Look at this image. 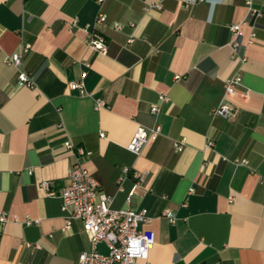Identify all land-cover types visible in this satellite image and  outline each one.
<instances>
[{
	"label": "crops",
	"instance_id": "obj_1",
	"mask_svg": "<svg viewBox=\"0 0 264 264\" xmlns=\"http://www.w3.org/2000/svg\"><path fill=\"white\" fill-rule=\"evenodd\" d=\"M246 1L0 0V264H76L91 249L82 222L40 187L63 184L67 141L90 151L83 166L112 210L149 215L145 264H264V0L253 15ZM237 23L243 62L229 46ZM92 32L105 53L87 47ZM24 45L20 67L5 63ZM235 74L242 86L225 97ZM80 80L84 94L70 87ZM220 103L235 115H213ZM155 125L139 155L127 151L137 127ZM133 172L144 173L136 187Z\"/></svg>",
	"mask_w": 264,
	"mask_h": 264
},
{
	"label": "built area",
	"instance_id": "obj_2",
	"mask_svg": "<svg viewBox=\"0 0 264 264\" xmlns=\"http://www.w3.org/2000/svg\"><path fill=\"white\" fill-rule=\"evenodd\" d=\"M103 0H98L101 3ZM248 11L251 15L255 13L252 8V0L246 1ZM105 15L102 12L97 13L95 24L103 23ZM75 24V20L71 21V26ZM241 23L229 25L231 40L229 46L231 48L232 58L240 62L244 58L240 56V48L242 47V35L240 31ZM114 29L119 28L118 23H113ZM255 34L251 32L248 43L254 41ZM132 40L130 39L129 42ZM87 47L99 53L106 52V41L96 32L89 33L86 40ZM28 45H24L21 50L11 54L5 58V63L20 67L22 64V55L27 51ZM84 73L80 76L84 77ZM175 79H179L175 75ZM19 84L28 88L35 86L34 81L23 70H19L17 74ZM242 86L241 77L237 74L227 78L224 82V96L234 95ZM72 89H79L84 94L83 84L79 82L70 85ZM248 96V91L243 92V97ZM165 97L159 95L158 101H163ZM104 103L96 100L95 109L103 107ZM157 105L150 107V112L156 113ZM213 115H221L223 117H233L234 111L226 104L220 103L213 111ZM160 133L159 125H155L150 129L137 127L132 138L126 146L128 152L133 155H139L143 146L149 140H155ZM100 136L103 134L100 133ZM65 148L71 151L74 156V162L67 170L64 182L60 187L53 188L51 181H42L41 189L50 197H57L61 201L63 210L69 211V218H77L82 222L83 229L88 236L91 249L83 251L76 264H145L148 250L153 244V236L150 232L141 231L139 224L150 223V217L146 211H135L130 208L120 210L111 209V199L99 190L95 179L84 168L82 159L91 155L90 151H86L82 147H74L71 142L67 141L63 144ZM174 151L180 153L185 147L184 139L172 141ZM244 162V161H242ZM125 172L127 169L124 170ZM29 172V171H28ZM135 187L144 179V173L133 172ZM121 190V188H119ZM133 191L126 196L127 203ZM165 217L172 221V214L167 211ZM5 217H0V222H5ZM103 244L107 251L100 253L97 250L99 244Z\"/></svg>",
	"mask_w": 264,
	"mask_h": 264
}]
</instances>
